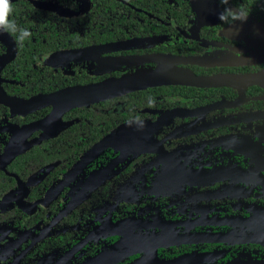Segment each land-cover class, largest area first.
<instances>
[{
	"label": "flooded vegetation",
	"instance_id": "1",
	"mask_svg": "<svg viewBox=\"0 0 264 264\" xmlns=\"http://www.w3.org/2000/svg\"><path fill=\"white\" fill-rule=\"evenodd\" d=\"M12 4L0 264H264V0Z\"/></svg>",
	"mask_w": 264,
	"mask_h": 264
},
{
	"label": "clouds",
	"instance_id": "2",
	"mask_svg": "<svg viewBox=\"0 0 264 264\" xmlns=\"http://www.w3.org/2000/svg\"><path fill=\"white\" fill-rule=\"evenodd\" d=\"M222 3L226 7L217 15V19L222 23L232 26L236 21H245L247 19V11L243 8L228 6L229 0H222ZM13 11L12 0H0V32L18 33L17 39L22 42L31 36V32L26 28L18 27L13 20H10ZM150 103H154V101H150Z\"/></svg>",
	"mask_w": 264,
	"mask_h": 264
},
{
	"label": "rangeland",
	"instance_id": "3",
	"mask_svg": "<svg viewBox=\"0 0 264 264\" xmlns=\"http://www.w3.org/2000/svg\"><path fill=\"white\" fill-rule=\"evenodd\" d=\"M240 25V24H239ZM248 28H250V29H253V30H255L257 27H254V26H252V27H248ZM0 40L2 41V42H4L5 44H7V45H9V42L11 43V48H12V52L14 53V48H13V44H12V41H11V39H10V37H8V35L5 33V32H0ZM113 47V45H111V44H104V45H99V46H96V47H94L93 48V50L94 51H96V52H101V51H106V50H108V49H110V48H112ZM12 52H11V54L9 55V57L10 56H12ZM73 54H74V52H68V51H60V52H57V53H53V54H51L50 56H49V58L50 59H52V60H54L55 62H59V61H62V60H65V59H67V58H69V57H71V56H73ZM7 55V54H6ZM227 56H231V57H228V59H227V61H230V62H237V61H241L242 59L241 58H239V57H237V56H232V55H227ZM8 57V58H9ZM7 58V59H8ZM106 57H99V58H97L96 60H98V61H100V62H102L104 59H105ZM7 59H5L4 61H6ZM3 60V59H2ZM115 59L114 58H111V59H108L107 61H114ZM248 118V120H252L249 116L247 117ZM257 142L253 145L254 147L256 146V147H260L262 144H261V141L260 140H256ZM104 145V144H103ZM103 146L101 145V146H99V148H102ZM89 154H93V152H91V153H89ZM90 157V156H89ZM79 185H80V183H79ZM71 188H72V186H71V184L69 185ZM75 195V193L74 192H72V196H74ZM147 259H148V257H147ZM143 264V263H142Z\"/></svg>",
	"mask_w": 264,
	"mask_h": 264
},
{
	"label": "water",
	"instance_id": "4",
	"mask_svg": "<svg viewBox=\"0 0 264 264\" xmlns=\"http://www.w3.org/2000/svg\"><path fill=\"white\" fill-rule=\"evenodd\" d=\"M190 79H191V81H189L190 83H193V84H199L200 83V81H201V78H198V77H196V76H190ZM77 104H82V103H77ZM136 126V128L137 129H140V130H143V129H146V128H148V131H149V133H151V126L150 125H147V124H144V123H136V124H125V125H123L122 126V128H119L118 130H116L115 132H113V133H111L109 136H107L106 138H104L103 140H101L98 144L99 145H103V144H105L106 142L108 143V140L113 136V135H117L118 134V132L119 131H125V130H127V129H130V128H134ZM114 136V137H115ZM113 139V138H112ZM112 139H110V141L112 140Z\"/></svg>",
	"mask_w": 264,
	"mask_h": 264
}]
</instances>
